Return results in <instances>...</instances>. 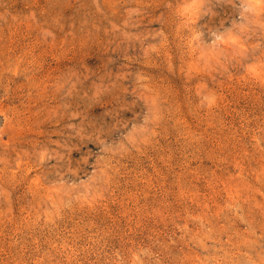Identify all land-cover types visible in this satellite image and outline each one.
<instances>
[{
	"label": "rangeland",
	"instance_id": "rangeland-1",
	"mask_svg": "<svg viewBox=\"0 0 264 264\" xmlns=\"http://www.w3.org/2000/svg\"><path fill=\"white\" fill-rule=\"evenodd\" d=\"M0 264H264V0H0Z\"/></svg>",
	"mask_w": 264,
	"mask_h": 264
}]
</instances>
